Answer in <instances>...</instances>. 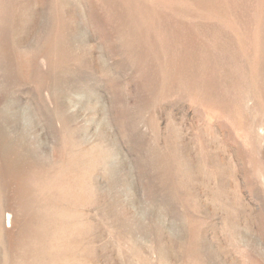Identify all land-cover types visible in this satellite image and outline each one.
Here are the masks:
<instances>
[{
    "label": "rangeland",
    "instance_id": "374dc122",
    "mask_svg": "<svg viewBox=\"0 0 264 264\" xmlns=\"http://www.w3.org/2000/svg\"><path fill=\"white\" fill-rule=\"evenodd\" d=\"M0 264H264V0H0Z\"/></svg>",
    "mask_w": 264,
    "mask_h": 264
}]
</instances>
